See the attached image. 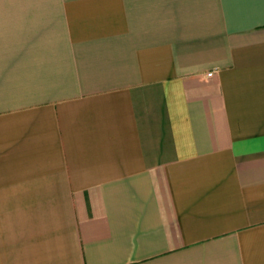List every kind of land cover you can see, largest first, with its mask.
<instances>
[{"label":"crops","instance_id":"1","mask_svg":"<svg viewBox=\"0 0 264 264\" xmlns=\"http://www.w3.org/2000/svg\"><path fill=\"white\" fill-rule=\"evenodd\" d=\"M0 264H264V0H0Z\"/></svg>","mask_w":264,"mask_h":264},{"label":"built area","instance_id":"2","mask_svg":"<svg viewBox=\"0 0 264 264\" xmlns=\"http://www.w3.org/2000/svg\"><path fill=\"white\" fill-rule=\"evenodd\" d=\"M209 75H212V73H210Z\"/></svg>","mask_w":264,"mask_h":264}]
</instances>
